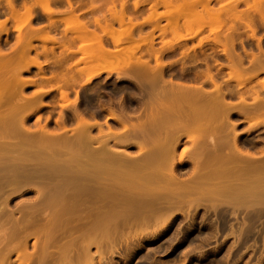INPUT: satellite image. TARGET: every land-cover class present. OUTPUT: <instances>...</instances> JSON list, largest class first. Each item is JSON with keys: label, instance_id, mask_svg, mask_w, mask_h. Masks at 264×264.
Here are the masks:
<instances>
[{"label": "rangeland", "instance_id": "374dc122", "mask_svg": "<svg viewBox=\"0 0 264 264\" xmlns=\"http://www.w3.org/2000/svg\"><path fill=\"white\" fill-rule=\"evenodd\" d=\"M7 1L8 0H0V22L4 21L5 19L8 20L6 22V29H8L6 30L7 31L6 35L2 34L0 36V50L4 53L0 55V58H1L0 63H3L1 66L4 65L6 67L7 64L10 63V65H8V68L6 69H9V68L11 69L12 62L19 60L18 57L20 58V55L18 56H15L16 54H13L14 56L11 55L13 52H15L14 51L16 47L15 45L17 44L16 41L18 39L16 30H13L14 23H16L17 30L18 31L20 30L23 34H24L23 31L25 29L29 30L32 27H34L32 29L37 30V34L35 33L36 31H34L33 36L31 38V44L34 46V48L36 46V48L34 50L31 49L30 53L26 54L28 56L24 55L25 58L24 57L23 58L27 60V62L24 60H22V62H19L20 65L22 63H25L26 65L27 63V66L30 63L31 67L29 66L28 68H26L25 65H23V67H19L21 68L19 70V68L15 66L17 70L20 71L19 75L17 74L18 71L16 72L12 70L13 74H16V77L17 75L18 76L22 75V77L24 78L23 80L25 81L24 82L22 80L24 82L23 86L22 84H21L22 87L20 86L21 80L19 79L21 76L17 77V79H14L15 75L14 77H12L13 76L12 72H11L12 76L9 75L10 73L8 74V76H11V78L10 77L7 78L8 77L7 76L6 77L7 80L4 79L5 82L2 81V78H4L6 75L5 76L2 75L4 76L2 78L0 76V257H3V254L5 252L8 253V257L5 259V261H3V264H18V261L16 259L17 255L24 256L25 253H27L28 257H30V260H28L25 264H39L37 262L39 259V251H40L39 249L44 243L45 238L44 236H42V233L41 234H39L38 232L36 233V231H34L33 229H35L38 224L43 225L44 223H49L50 219L55 215L56 207L54 206V204L48 202V199H50L51 196L45 193L46 187H43V186L46 183H47L46 185H51L52 183L56 182L57 177L59 179L60 176L62 175L58 173L59 171L67 174V171H69V168L73 167L72 168L73 171L74 170L78 171V173H75L78 176L80 171L84 172L85 174L88 173V171L86 172L83 169H87L90 165H92V162L91 164L89 163L90 161H94V162L97 161L95 163H96V166H98L99 160L102 158V156L103 157L105 156V158L108 157L106 159V162L110 161L109 162L110 164L113 161V159L112 158L110 159L109 157H113L115 159L116 158L122 159L123 162L127 158L129 160H134L135 157L137 156H138L137 158L140 157L139 147L137 144L143 143L144 145V142H142V138H141L143 134L140 132L136 134V132L132 133L131 131H127V130H124L123 132L122 124L118 122L117 120H115L114 118H111L110 116H108L109 112L124 119L125 121L124 125L126 124L129 125L130 122L135 123L137 122L136 120L145 121L146 120L145 118H147L148 116L145 117L146 111H144V106L147 103L149 104L152 102L160 103V100L163 99L160 105H162L163 103H168V102H169L168 104H170V102L172 103L170 99L171 98L170 95L172 96L177 92L187 91V90L190 93H192L191 91H198L197 89H199L200 91L199 94L200 95L204 94V96L202 97L203 98L205 97V98L194 100L193 101L194 106L192 104L191 105L186 104L188 101L183 100L181 104L183 103L184 107L176 106L177 109L175 107H170L168 110L172 111L173 112L172 114L179 115V117L182 115L180 117L182 119L201 118L200 115L203 114L201 111L204 112L209 107L207 103L210 102L212 99V98L209 99V97L215 94L213 85L208 80H206L204 76L205 75L204 73L206 72H209L213 76L214 83L216 82L217 85L219 86L221 85L220 87L222 88V91L224 93L223 101H221L224 103V104L221 103L222 108L223 107L224 108L222 112H220L222 116L219 114L217 116V120L214 121V124H213V121L210 123V124H213L212 126L210 125L211 127H209L212 130L208 128L209 130H211L209 132L210 134L209 133L207 134L206 131L201 133L198 130L188 131V132H186L187 130L186 131L180 130L181 132H179V134H182V135L180 137V145L176 149L175 156L178 157L182 153V151H185L187 156L185 154L186 160L184 161V163L177 164L175 167V170H177V173L175 172L177 174L176 178H178L176 180L178 181L181 180L185 183L194 182V180L191 181L192 179L191 176H194V174L191 173L192 165L190 161L187 160V158L189 157V153H191L190 150H192L190 149L191 145L188 142V139H187L188 137L193 136L194 138H197V140L199 139L198 141H200V143L197 141V144L198 143L201 145L206 144L207 146L202 145L204 147L206 146L205 150L203 149V147L199 148L200 151L204 150V154H206L212 147L211 145L214 144V141L218 142V140L216 141V139L218 138L219 133L220 135L227 134L228 136H232L231 135L233 134L231 133L232 131L229 132L227 127L228 126L232 127L231 125H234V124H235L234 125L235 129L233 132H236V134H238L237 135L238 136L237 137L238 147H240L241 150H243L244 152L246 151V153L248 154L250 153V155L253 156L252 159L246 158V160L251 161V162H259L263 160L262 158H264V156L261 155V152H262V149H264V70H263V67H264V23H262V21L260 20L257 14H256L257 16L256 15L252 16V19H253L252 27L254 29V32L251 33L250 30L247 29L242 23H239L238 21L233 20L232 17L225 18L224 15L220 16L216 13H206L205 14L206 16L204 15L200 16L196 9L197 7L200 8L199 4H204L205 2L199 3L195 9L191 6H188L189 8L186 6L185 8L184 7L185 4L183 5L184 7L183 8L181 6L183 3L181 2L182 3L181 4L179 2V5L177 6L179 8L176 11V8L174 10V7H173L174 5L170 4L168 0H164L165 3H163L162 0H123V2H125L124 4L123 3L120 4V0H112V1L109 0V2L111 3H109L108 1L105 2V0H45V1L40 0V2L39 0L38 1L37 0H13L15 9L19 10V12L22 11L21 12L22 15L25 16L27 14V16L28 15L33 16V18L27 17V19L29 18V21L31 22V25H32L31 27H29L27 23L30 24V22L27 21L26 19L27 22L25 24L27 26H25L24 19L26 17L21 16L20 14L18 15H20L21 18L18 19L17 17L19 16L17 15L16 18L14 19L16 21H13V19L10 20L11 17H9L10 12L7 9ZM68 1H70V4L68 3ZM166 1L168 2V4H166ZM170 1L171 3L174 1L173 2L174 4H177L176 2H178V1L175 2V0L173 1L170 0ZM235 1L238 3L236 6H235ZM238 1H241V2L239 3ZM242 1H245V0H223L222 3L211 0L209 3V6L212 8L214 7V9H217L221 6V4H224V5L231 4L229 9L232 10V6L233 8L236 7L235 8V10H237L236 14L237 13L246 14L243 11H247L248 7L246 6L247 4H249V1H252L253 6L254 4H256L257 6L261 5V7L264 10V5H263L264 3L262 4H260L261 2L254 3L259 0H255V1L246 0L247 1L246 5L244 4L245 2L243 3ZM26 2L29 8L31 7V5H33V7L30 8L31 13L30 11L28 12L32 15L28 13L23 14L24 12L22 9L23 8L22 4L23 3L25 4ZM252 4H251V7H252ZM90 5L92 7H90ZM120 5L121 6L124 5V8L126 9V11L124 8L122 9L124 20L126 19L125 21L126 24L123 25L124 27L118 25L117 23L119 11L122 12V10H120L122 8L120 7ZM134 5L136 6L138 5L137 9H135ZM165 5L166 6L169 5L170 8L172 7V10H171L172 13L171 12L168 13V10L170 9L167 10L166 8H169V7H165ZM42 6L46 9L43 10L44 8H42ZM48 6L52 9V11ZM71 6L73 8H69ZM108 8H110V10H108ZM150 9L152 10V12ZM47 10L51 11V13L54 11V13L52 14H50L49 12L51 18ZM238 10L239 11L241 10L242 13L241 12L239 13ZM43 11H45L46 13ZM73 11L74 12L76 11L75 14H73L74 13ZM113 14L114 15L118 14L117 18H115L116 15L114 17L116 19V22L115 20H113V18H111L113 17L111 16ZM171 14H173V16L179 15L178 17H174V18H179V17L180 18L173 20L172 18L173 16ZM74 15H77V16H74ZM180 15H182V17ZM169 16H172V17H169ZM183 17L187 18L186 22L187 21L191 22L192 25L189 22L185 23L184 21V25L189 24V27H191L192 30L188 28L187 29L183 28V27H186L183 25V23L181 26V22H183V20L185 19L184 18L182 20L181 18ZM52 18H54L55 21ZM103 18H104V21H101V19L103 20ZM218 18L221 20V22L224 18L223 21L225 25L222 24L221 27H224V26L225 27L220 29L222 31L220 30L217 31L218 30L217 22L219 20ZM51 19L54 22L49 23ZM78 19H80V22H83V23L87 22V23H84L86 24V26L82 25L83 23L81 24L78 23L77 22ZM92 19H97L99 22H101V25H103L107 21L108 23L109 22L111 23L112 27L111 25L108 27L107 26L108 23L106 25H103L106 27L104 31L106 30V32L108 33L110 32V34L113 33L112 34L114 35L113 37L117 35H119L117 36L118 38L121 37L122 43L119 45L120 49L122 48L121 50H119V47H116L118 49L113 47L115 45L111 43L112 41H109L110 37L105 36L108 33L103 31L105 33L104 35V33L101 32L102 30H100L101 28L99 29L97 28L100 26H97ZM180 19L182 21H180ZM128 20H131L130 23L127 22ZM176 20L178 22V25L180 23L178 28H177L178 25H176L177 22L175 23ZM22 21H23V25L21 23ZM91 21L96 26L94 24H91ZM150 21L152 22L157 21V23L159 24L155 22L157 25L154 26L155 24L154 23L153 27H156V28H153L151 25L152 23ZM88 24H89V27L87 26ZM127 24H130V26H128ZM20 26L22 29H20ZM231 26H232V29H231ZM197 27L198 29L200 27L201 30H198ZM130 28H131V31L129 30ZM170 28L173 30V33L172 31H170L171 30ZM194 28L197 30H194ZM47 29L50 30L48 31L51 33L50 34L51 36L54 35L52 38H55V41L51 40V41H47L46 43H44L47 45L46 49L48 50L46 51L48 52L51 46H54L53 48H51V50L53 49L54 52L50 50L51 54L48 52L45 54V50L42 51L43 49L41 48L42 43L38 40L40 36H43L41 32L47 31ZM127 30H129L130 33ZM163 30H164V33H162ZM193 31L197 33H193ZM43 33L45 34L44 35L45 37H50V36H46L48 33L47 34L45 32ZM127 34H130L129 35L130 38L126 37ZM34 35H36L35 36L36 40L33 38ZM178 35L181 36L179 37L181 39L176 41ZM56 37L60 39L61 41L60 42L58 40L56 41L57 39ZM97 37L99 38L98 41L89 43L91 39L92 40L94 39L95 41ZM62 38H63V41H62ZM100 38H101V41H100ZM130 39H133V40L129 41ZM143 39L153 40V48L151 50L158 52V61L163 64V78H164V81H166L165 88H168L166 89L167 93L170 92V95L169 94H168L169 96L167 95L169 97L168 99L160 98L159 100V98H156L155 92L158 91L159 96H160V94L162 95L161 92L166 91V90L163 91L164 89L162 90V88H160L159 86H156L157 88L155 87L156 88V91H155V88L150 87L151 86L150 83L146 81L143 82L141 80H137L135 76L124 75L123 77V75L121 74L122 72L123 74L124 72H126L125 71L126 70L125 66L127 64L126 61L130 60V65L127 66V70L131 68L130 66L134 63L133 60H135L134 57L141 56V59L147 60L151 66L155 65V58L153 57L152 54L148 53V51H151V50H148L146 45H142ZM216 39L226 46L229 45V42L227 40L233 39L232 52L235 56H239L241 58V63H242L241 68H243V71L241 72L238 81H228L227 82L228 76L226 73H228V71L226 70V66L229 65V60L222 53L221 44L213 43V40H216ZM82 40H83V44H81L82 45L81 49H79L78 52H76L75 50H77L80 47L79 43H81ZM102 40L104 41L103 46L107 49L103 53L102 51L100 52L99 44H98V42H102ZM200 40L202 43H200ZM58 42L59 43L65 42L64 46L66 45V42H68L69 46L70 44L73 43L71 48L70 47L69 48L71 50H74L75 52L73 51V53L75 54H72L71 50H70L71 52L66 51L69 49L63 50L67 52V55L65 57L68 59L66 60L63 57L65 53L62 52V50H60L62 47L59 48L60 46H63V44L61 43L58 45ZM123 45H125V47ZM135 46H138L139 49L136 48ZM93 47L96 48V52H95V48ZM16 52H18V50H16ZM82 53L85 54L86 56L83 55ZM93 53H94L93 55L94 59H91L90 56L92 57ZM250 54L253 55V57H255V59H253V62L251 61L252 56ZM9 55L15 58L17 57V58L14 60L13 57L9 58ZM35 55L37 57H35ZM87 55H90V56L87 57ZM83 56H85V58ZM31 57L32 58L35 57L33 59L34 60L33 63H31L32 61L30 59ZM60 57L62 58V60L65 59L67 61L65 62L66 64L64 63V61L61 62L59 60ZM126 57L128 58V60H126L127 59ZM79 58L82 60H80ZM87 58H90V60H88ZM20 59H22V57ZM55 59H57V61L59 60V63L56 62ZM95 59L97 60L93 61ZM257 59H259V61H256L257 63L258 62L260 63V64L258 63L259 66L263 64L262 68L258 67L256 62L254 63V60H257ZM1 60L4 62H2ZM78 60H80L81 62H79ZM35 61L36 63L38 62L40 63V64L38 63L39 70L37 68L38 65L37 67H35L36 66L34 64ZM76 61H78L79 64H77ZM131 61H133V63ZM255 64L257 65L256 67H255ZM65 66L68 69H66ZM0 68H1L0 70H2V67ZM76 68L78 71H81L80 75H82V73L85 76H87L86 74H89V75L91 74V77L89 75H88L89 77L87 78H85L84 75L80 77L77 73L78 71L75 70ZM23 69H26V70L28 69V70L22 71ZM110 69H111V73L108 72ZM3 72L0 71V74L1 73L3 74ZM66 72H68V75H70V77L73 75L72 78L77 77L78 83L73 84V81L72 80L70 81L69 77H67L68 75L66 76L67 74ZM75 72L77 73V75ZM94 73L95 75H93ZM253 74H255L256 76H253ZM250 76L253 77L251 80H249ZM44 77H45V80L49 78L50 82L49 81L45 82L43 79ZM60 78H64L65 82L67 81V83L70 82L69 85L66 83L67 84L66 86L67 88L65 87L66 89L63 88V90L67 92V100L66 102L64 101L65 104L67 103V105H65V108H64V105H62L64 103H62L63 100L61 101V96L59 95V91H56L57 89L45 91L44 94L38 93V95H35L37 93V90L40 91V89H42L41 87H43V91L47 89L48 87H50L51 85L52 87H54L56 84L55 81L58 82ZM8 79L10 80L11 84H7L9 82ZM84 79H87V80H84ZM43 82L45 83L43 84ZM3 83H4V86H3ZM237 84L238 85L240 84V86L237 87ZM188 86L190 87L193 86L194 89L192 87H191L192 89H189L190 87ZM12 87H14V89L16 90L23 88L21 89L22 93L19 92L20 90L17 93H15V90H13ZM169 87L173 88L172 93H171L172 90ZM10 89L14 91L12 97H11L12 93H10L12 91H10ZM168 90H171V91H168ZM164 95H166V92L165 94L163 93L162 96ZM38 97L41 98L43 107L39 108L35 112H30V110H26L29 108L25 107V104L31 101H35L36 99H38ZM213 99H212L213 101L219 100L218 98H213ZM74 101H75V104H74ZM13 102L14 103L16 102L19 108L23 107L25 110L24 109L21 110V108L19 110L16 105L15 107L17 108H15L13 105L14 104ZM226 103H227V107L228 108L230 107L229 108L230 115H228L229 122L227 121V119H224L227 117L225 113L226 114L228 113L227 111L228 109L226 108V105H225ZM149 104H147L148 108H149ZM204 104H205V108L208 106L207 109L203 107ZM201 107H203L205 110L204 109L202 110ZM164 109L165 108L163 109L160 108L159 111L160 110L163 111ZM145 110H147V108ZM16 111L17 112L22 111V112L16 114ZM23 111L24 113L26 112L25 113L26 115L24 114L26 118L22 116ZM195 112H198V115ZM209 112L205 113V116L203 114V117H207L206 115ZM78 115L83 116L86 120H89L90 123L93 122L95 124L94 125L92 123L93 127H91L92 126L91 125L89 127L90 130L88 128L89 132L88 134L85 135L86 137L85 139H82V140L80 139L81 141L78 140V143L82 142L84 144L83 145L81 143L82 147H79L80 143L78 144V147L77 145H75L77 142L73 144V141L75 140L74 139L73 141L71 140L73 147L68 145V149L70 148L69 150L67 149L65 145L63 146L66 148V152H64L63 149L65 150V148L61 146L62 147L61 149V147L53 143L55 145L53 146L52 144L53 148L56 147L57 150L58 149L61 150L60 151L61 153L58 151L59 154L57 153V155L52 156V154L56 153L57 150L53 149L49 145L46 144L45 148L46 146H49V150H51V152L50 151L49 152L50 153L53 152L51 155L48 151L45 150V148L43 150L44 145L42 147V145L38 144V147H37V146H34V144L36 143L32 142V144H30V142L28 141L30 144L29 145L28 143H25L27 142L25 138H24L25 141L22 140L23 135L26 136L28 140V137L30 136V135L28 136V134H30L31 132V131L29 132V130H34L33 133L36 134L37 132L35 131L36 128L39 125L42 126L43 124L47 125V128L50 133L55 132V133H60L61 135L63 132L64 134L66 133L69 136V138L72 137L71 139H73V137L76 138L77 136L76 134L79 133V130L76 127L77 125L76 123L78 121ZM191 115L193 116L191 117ZM219 119H222L221 120L222 124L224 123V127L223 129L221 128L222 129L221 132H218V128L215 127L216 124L219 126V123H220ZM62 126H65L67 131L65 132L62 131L61 130ZM26 128L28 129L26 130ZM208 129H207V132L209 131ZM149 130L147 127L145 131H148V132H145V133H150ZM213 130H215V132ZM100 131L102 134H100ZM21 132H24V133L21 134ZM25 132L27 134H25ZM55 133H53L54 134L52 135L53 137L59 136V134L57 135ZM215 133H217L218 135ZM139 134L141 136H139ZM63 135L60 136V138L64 137ZM52 136L50 137L52 138ZM68 136L66 138H68ZM207 136H210L211 138ZM55 137L54 139H56ZM210 139H212V141ZM51 141L53 142V139ZM207 142L208 143L213 142V144L211 143L209 146ZM146 143L148 144V142L145 141V144ZM147 144L145 146H147ZM39 145L41 147H39ZM145 146H143V148H146ZM73 148L74 149L77 148L76 150L79 151L78 155L76 156L78 158V159L76 158L78 162L74 161L76 160L75 157H73L74 160L71 161L70 155L73 156L72 154L74 153L73 151L71 152L70 150H74ZM223 149L224 150L227 149V152L226 151L224 152V150H222L224 153L226 154L231 153V149L229 148V146L227 147L225 146ZM67 150L70 151V153L72 154H68ZM100 151L101 152L104 151V152L101 153ZM34 152L36 154L38 152V155H35ZM29 153H31V155H33L34 153V156H31ZM95 153H98V154L95 156ZM89 154L91 156H95L96 158L94 157L92 159V157H90ZM12 155L14 156L12 157ZM29 155L31 157H29ZM98 155L101 158H97ZM206 158L207 156H205V158L202 157L200 162L203 161L202 163L204 164V162L208 160ZM116 161L118 160H115L113 162L116 163ZM71 163H75V165L73 166V164ZM101 163L102 161L100 162L99 166L101 165ZM109 163H105V164L103 163V164L107 167L108 171L111 172L112 171L111 169L115 170V171L114 170L112 171L111 175L114 173L115 174L117 173L118 176L119 175L121 176V171H119L120 170L119 164L121 166L122 163L116 164L118 165V167L112 166V165L109 166L108 165ZM63 164H64V166L62 167L63 169L66 170V167H67L66 172L63 171L61 168ZM67 165H69V167ZM190 165H191V168H190ZM205 165H207L206 167H209V169L210 167H212V165L208 163H205ZM56 166L58 167V169H56L57 168ZM94 166L95 165H93L92 167ZM74 167L76 169H74ZM16 169H17V174H15L16 172L13 173L14 171H16ZM26 169L28 170L30 169L31 171L30 170L28 171ZM164 169H166V171L168 172V168H164ZM206 169H204V171H208ZM18 170L20 171L21 174L18 172ZM56 170L57 171L59 170V171L57 172ZM25 173L28 175L30 180H22L24 178V175H26ZM69 173L70 172H68V174ZM72 173L73 172L70 173L72 176L68 174L65 176L64 174L62 175L63 178L66 177L65 181L69 180V181L74 182V187H72L73 186V182H72L71 184L72 186L69 187V190L74 191L75 187H76L75 190L81 189L83 184L85 185V187L87 186V188H85V190H83L81 194L78 195L79 200L76 203H75V199H73L72 197L71 203L72 204L75 203L73 204V206L77 208L79 207L77 209L79 211V214H84V213L88 214V216L86 215V218H88L87 220H89L90 222L92 220V216H95V213L97 211H99L100 213V210L102 212L107 208L106 207L104 210L100 208L102 207L103 202H105V198L103 199V197L106 196L107 197L106 201H108L111 198L110 196L113 194L114 191L115 193L116 192L119 193V191L126 192V190L125 191L123 190L127 189L126 186L128 184H125L126 186L123 185L122 187L121 185L125 181L132 179V178H129L128 175H127L128 178L127 176L124 178V177H117L114 174V176H112V179L114 182H115V177L118 179V181L116 180L117 183L123 182L121 183L120 186L117 185L116 183H115L116 186H114V183L111 181L112 180L111 178H110V181H111L110 183H109V180H107L109 179L108 177L111 176L109 175L107 178H105L106 181L103 180V182L105 181V183L109 184V185L107 184L108 185L107 187L106 184L103 186L101 185L103 182L99 184L98 182L99 180L95 181L96 179L93 178L91 176L92 174L90 173H89L90 174L89 177H88V174L87 175H83L84 173H82L81 175L79 174L80 176L78 177L80 179L77 177V182H76V178H74L76 176H74L75 174H72ZM122 175L124 176L125 174H122ZM62 176H61V180H63ZM67 177L68 178L70 177V178L68 179ZM81 177H83L84 179L85 177L87 178L85 180L82 178L81 180ZM87 179L88 181H86ZM90 179H92V181ZM14 181H17L19 184L17 185L13 184ZM133 181H136V180L133 179ZM211 181L213 182V180ZM129 182H130L129 184L134 183L132 182V180ZM138 182H136V184ZM76 183L78 184V187L80 188L77 187ZM92 184H95V186L96 185H99V186L94 187V185ZM41 187L44 188V192L42 193L36 192V188H41ZM106 188L108 190H106ZM112 188L115 189L113 192L110 190ZM101 189L104 195L102 196V199H101V200H104L101 203L102 205H100V197H101L100 194L102 195V193L99 191ZM121 189L123 190L121 191ZM99 192L100 194H98ZM109 194L111 195L109 196ZM195 196L190 195V197H193V198ZM55 199L59 200L56 202L57 207H60L61 204L64 205L63 204L64 202L65 204L70 203L69 202L70 196H67V197L60 196V197H55ZM98 199H99L98 202H99L100 207L95 206L96 201ZM67 200L69 201L67 202ZM43 201L44 203L46 202L47 204H44ZM210 201L211 200L206 201V199H203V201L201 200V203L199 202L198 204L200 205L199 207L192 205L191 206L192 208H191L190 206L188 207V205L185 203L181 205V207L180 206L179 208L177 207V209L174 208L172 213L174 212L175 214L173 213L174 216L172 217L171 221L167 223L168 225L156 223L157 226H155L154 228L157 227L156 228L157 230L155 229V231L157 232L152 231L154 228H153V225L152 226L150 225V227H148V231L142 234V237H141L142 239L141 238L136 239V240H140L139 245L136 244L137 243L136 240L135 242L133 240L134 243L131 241L125 242L123 240H119L117 238L119 236L117 237L114 236L113 245H115V249L112 254H109L108 251L105 249V247L107 245L109 246V244L106 243V241L102 242L101 246L103 247L104 252L102 254V257L100 258L101 259L100 261H98V258H99L97 257L98 255L95 256L96 254L95 250L98 249L97 247L94 248V246L98 244L96 242V244H92L93 246L91 245L89 258L93 259L94 264H264V210L260 212L258 209V206L257 207L254 206L252 208L249 207L247 209L245 207L244 209L243 205L239 206L238 209H236L237 208L236 206L235 208L236 210L232 209L230 206H225V205L220 206L217 209H214V208H211L210 205L212 204V202ZM106 203H104L105 204L104 206H106ZM50 205L52 206L50 207ZM94 207L96 210L93 209ZM92 209H93V212H91ZM105 212H107V210ZM71 220H70V224L67 223L68 226L65 225L66 227L65 229H67V233L65 231L61 233L62 229L61 231L58 228H56V230L54 229L55 231H58V232H55V233H58L57 234L58 237L53 236L52 242L50 241L51 244L50 243L48 244V248H51L49 249V252L51 253L53 252L54 254H56V255H53V253L52 254L50 253V258L52 256L51 259L57 258L59 254L58 249L60 248V246L61 247L62 245L64 246L70 240L71 236L78 237L80 234L84 233L85 230H88L87 227L89 226L86 227V225L87 224L89 225V222L88 223L86 222L87 224L84 225V227L86 228L84 229L82 222L76 221L77 227L81 226L80 227L81 229L74 230L73 226L76 227L75 222H74L75 219H73L72 221ZM158 226L160 227L158 228ZM68 227H70V229ZM71 227H72V230H71ZM13 229H16L18 233L16 232L17 234L12 235ZM65 229L63 228V230ZM159 229L161 231L163 229V231L161 232ZM29 230H32L33 232H30ZM19 232L21 234H19ZM24 232H27V234H23ZM74 232H77V233H74ZM132 232L133 231H131L128 234L129 235L128 237L132 236L131 234L134 233ZM137 232L138 231H136L135 234ZM152 232L155 233L154 234L155 237H152L154 236L152 235ZM28 233L30 234V236L26 238L25 235H28ZM127 233L128 232L126 230H123V235L126 236ZM68 234L71 236H69ZM145 234H146V237H145ZM11 235L13 237H11ZM79 239H78V243H79ZM115 239H117V241H115ZM25 243H26V247H24ZM8 246H10V248H8ZM58 246L59 248L57 249ZM8 249L9 251H6ZM91 253H93V255ZM50 258L48 257V261L50 260ZM83 264H87V263H83Z\"/></svg>", "mask_w": 264, "mask_h": 264}, {"label": "bare ground", "instance_id": "6f19581e", "mask_svg": "<svg viewBox=\"0 0 264 264\" xmlns=\"http://www.w3.org/2000/svg\"><path fill=\"white\" fill-rule=\"evenodd\" d=\"M38 1V0H37ZM42 1V0H41ZM43 1H45V0H43ZM109 2V0H105V2ZM112 1V0H111ZM169 1V3L170 4H172V5H174L173 7H174V10H175V8H176V11H177V9L179 8V7H177L178 5H179V2L182 4L181 6L183 7V5L185 4V8H186V6L188 7V6H191V7H193L194 9L196 8V6H198V4L199 3H204V4H199L200 5V8H198L197 7V11H198V13H199V15L201 16V15H204V16H206L205 14L206 13H216V14H218V15H220V16H222V15H224V17L225 18H231L232 17V19L233 20H236V21H238L239 23H242L247 29H249L250 30V32L251 33H253L254 32V29H253V27H252V16L254 15H258L259 16V18H260V20L262 21V23H264V10H263V8L261 7V5H256V4H254V6H253V4H252V1H249V0H247V1H249V4L251 3L252 4V7H251V4L249 5V4H247L246 2V0L245 1H242L245 5L247 4V6L246 7H248L247 8V11H243L244 13H246V14H243L242 12H241V10L239 11V13L241 12L242 14H236V12H237V10H235V8L236 7H234L233 8V6H232V10L231 9H229V7H230V5H224V4H221V6L219 7V8H217V9H214V7L212 8V7H210L209 6V3H210V1L211 0H181V1H179V0H175V2L176 1H178V2H176L177 4H174L173 2L171 3V1L170 0H168ZM203 1V2H202ZM215 2H221L222 3V1L223 0H214ZM255 1V0H254ZM5 2V1H4ZM39 2H40V0H39ZM91 2H93V1H91ZM162 2L163 3H165V1L164 0H162ZM239 3L241 2V1H238ZM257 2H261L260 4H262V3H264L263 2V0L261 1V0H259V1H256V2H254V3H257ZM68 3L70 4V1H68ZM109 3H111V2H109ZM113 3V2H112ZM124 4L125 2H123V0H122V2H121V0H120V4ZM26 5H27V2L25 3ZM24 3L22 4V6H23V14H25V13H28L29 11H30V13H31V7H33V5H31V7L29 8V6L27 7L26 5H25ZM93 4V3H92ZM166 4H168V2L166 1ZM218 4V3H217ZM238 3L235 1V6L237 5ZM30 5V4H29ZM113 5V4H112ZM176 5V6H175ZM264 5V4H263ZM262 5V6H263ZM6 6V5H5ZM46 6H47V4H46ZM70 6V5H69ZM111 6V5H110ZM138 6V5H137ZM137 6L136 5H134V7H135V9H137ZM260 6V7H259ZM49 7V6H48ZM90 7H92L91 5H90ZM120 7H122L120 10H122L123 8H124V5H120ZM165 7H169V8H166L167 10L168 9H170V10H168V13L169 12H171V10H172V7L170 8V6L168 5V6H166L165 5ZM183 7V8H184ZM226 9H225V8ZM228 7V8H227ZM42 8H44L43 6H42ZM50 8V7H49ZM49 8H47V9H49ZM69 8H73L72 6L71 7H69ZM189 8V7H188ZM7 9L9 10V17H11V19L10 20H12L13 19V21H16V20H14L15 18H16V16L18 15V14H20L21 16H24V15H22L21 14V12L22 11H20L19 12V10H17V9H15V5H14V2H13V0H8L7 1ZM46 8H44L43 10H45ZM51 9V8H50ZM125 9V8H124ZM262 9V10H261ZM54 10V9H53ZM72 10V9H71ZM75 10V9H74ZM94 10V9H93ZM108 10H110V8H108ZM151 10V9H150ZM186 10V9H185ZM200 10H202V11H200ZM227 10V11H226ZM231 12H229V11ZM51 11H52V9H51ZM51 11H48L47 10V12H48V14H49V12H50V14H52V13H54V11L51 13ZM70 11V10H69ZM125 11H126V9H125ZM184 11V10H183ZM182 11V12H183ZM195 11V10H194ZM234 13H233V12ZM43 12H45V11H43ZM74 12V11H73ZM76 12V11H75ZM75 12L73 13V14H75ZM121 11H119V16H118V14L116 15V17H115V15L113 14V15H111V16H113V17H111V18H113V20H115V22H116V19L115 18H117V16H118V25H120V26H123V25H125L126 23H125V21H126V19L124 20V15H123V10H122V14L120 13ZM151 12H152V10H151ZM186 12V11H185ZM184 12V13H185ZM202 12V13H201ZM228 12H229V14H228ZM30 13H28V14H30ZM46 13V12H45ZM55 13H56V11H55ZM70 13H72V12H70ZM172 13V12H171ZM50 14H49V16H50ZM110 14V13H109ZM121 14V15H120ZM182 14V13H181ZM20 15H18L19 17H17L18 19L19 18H21V16ZM30 15H32V14H30ZM34 15V14H33ZM45 15H47V14H45ZM170 15V14H169ZM172 16H173V14H171ZM226 15H227V17H226ZM230 15H232V16H230ZM244 15V16H243ZM256 15V16H257ZM74 16H77V15H74ZM172 16H169V17H172ZM179 16V15H178ZM178 16H173L172 18H173V20L174 19H179V18H174V17H178ZM181 17H182V15H180ZM24 17H26L25 19H24V24L27 22V21H29V18L27 19V17H31V18H33V16H27V14L24 16ZM97 17V16H96ZM115 17V18H114ZM127 17V16H126ZM199 17V16H198ZM244 17V18H243ZM47 18H49V17H47ZM50 18H51V16H50ZM159 18V17H158ZM185 18V19H184ZM26 19H27V21H26ZM54 21H55V19L54 18H52ZM52 19H51V21H49V23L50 22H54V21H52ZM99 19H100V17H99ZM182 20H183V22H181V26H182V23H183V25H184V21H185V23H187V22H189V21H187L186 22V17H183V18H181ZM180 19V21H182ZM219 19V18H218ZM221 19H222V17H221ZM31 20V19H30ZM50 20V19H49ZM93 21H94V23L97 25V26H100V27H97L98 29L99 28H101L100 30H102L101 32L102 33H104V32H106V30L104 31V29H106V27L105 26H103V25H106L107 23H108V21L107 22H105L103 25H101V22H99L97 19H92ZM157 20V19H156ZM171 20V19H170ZM172 20V21H173ZM189 20V19H188ZM223 20H224V18H223ZM222 20V22H221V20L219 19L218 20V30L217 31H219L221 28H224V27H221V25L223 24V25H225V23H224V21ZM8 20H4V21H1L0 22V36L2 35V34H5L6 35V33H7V31L6 30H8V29H6V22H7ZM12 21V22H13ZM101 21H104V18H103V20L101 19ZM105 21H106V19H105ZM130 21L131 20H128L127 22H129L130 23ZM152 21H154V20H152ZM152 21H150L152 24V27H153V24L156 22L157 23V21H155V22H152ZM30 22V21H29ZM77 22L78 23H83V22H80V19H78L77 20ZM149 22V23H150ZM177 22V20L175 21V23ZM14 23V22H13ZM22 23V25H23V21L21 22ZM77 23V24H78ZM84 23H87V22H84ZM82 24V25H85L86 26V24ZM94 23H92V21H91V24H94ZM110 23V22H109ZM108 23V24H109ZM154 24V26H156L157 24H159V23H157V24ZM173 23V22H172ZM190 24H191V22H189ZM219 23H220V25H219ZM79 24V25H80ZM94 24V25H95ZM107 24V26L109 27L110 25H111V23L108 25ZM167 24H168V22H167ZM170 24V23H169ZM27 25L29 26V27H31L32 25H31V22H30V24L29 23H27ZM26 24H25V26H27ZM95 25V26H96ZM128 26H130V24H127ZM176 25H178V22H177V24ZM179 25H180V23H179ZM179 25L177 26V28L179 27ZM192 25V24H191ZM88 27H89V24L87 25ZM184 26H186V27H183V28H188V29H190V30H192L191 29V27H189V24H185ZM15 27V28H14ZM14 27H13V30H16V32H17V44L15 45L16 47H17V49H16V47H15V52H16V50H18V52H13L11 55H13V54H16L15 56H18V55H20V58L22 57V59H20L19 57H18V59L19 60H17L18 61V63H17V61H14V62H12V65H13V63H14V65L12 66L11 65V69L9 68V69H6V68H8V65H10V63L9 64H7V66L5 67L4 65L3 66H1L3 63H0V67H2V70H0L1 72H3V74L1 73L0 74V76H1V78L2 77H4L5 75V77L4 78H2V81H4V79H6V77L8 76V74L9 75H11V72H12V70H14V71H18L17 72V74L19 75V70L21 69V68H19V67H23V65H25V63H22L21 65H20V63L19 62H22V60H24V61H26L27 62V60H25L24 58V55L25 56H28V55H26L27 53H30V51H31V49L32 50H34L35 48H36V46H35V48H34V46L31 44V38H32V36H33V33H34V31H36L35 33L37 34V30H35V29H32V28H34V27H32L31 29H29V30H27V29H25L23 32H24V34L19 30H17V26H16V23H14ZM80 27V26H79ZM103 27H105V28H103ZM111 27H112V25H111ZM124 27V26H123ZM157 27H159V26H157ZM86 28V27H85ZM129 28V27H128ZM133 28V27H132ZM153 28H156V27H153ZM20 29H22L21 28V26H20ZM87 29V28H86ZM109 29H111V28H109ZM171 29V28H170ZM197 29H198V27H197ZM197 29H195L194 28V30H197ZM231 29H232V26H231ZM49 29H47V31H48ZM108 30V29H107ZM130 31H131V28L129 29ZM129 30H127V31H129ZM198 30H201V28L199 27V29ZM211 30H212V28H211ZM47 31H43V32H47ZM50 31V30H49ZM47 32L46 34V36H50V37H45L44 35V33L43 32H41L42 34H43V36H37V37H39L38 38V40L42 43V46H41V48H43L42 49V51L43 50H45V54L48 52V51H46V50H48V49H46V47H47V45L46 44H44V43H46L47 41H51V40H54L55 41V38H52L54 35H50L51 33L50 32ZM104 31V32H103ZM126 31V30H125ZM130 31H129V33H130ZM170 31H172V33H173V30L171 29ZM220 31H222V30H220ZM234 31V30H233ZM21 34H20V33ZM106 33H108V32H106ZM128 33V32H127ZM162 33H164V30L162 31ZM193 33H197V32H194L193 31ZM113 34V33H112ZM112 34H110V32L107 34V35H105V33H104V35L106 36V37H110L109 39V41H112L111 43L112 44H114L115 46H113V47H119V50H121L120 49V44L122 43L121 42V37L120 38H118L117 36H119V35H117V36H115V37H113L114 35H112ZM175 34V33H174ZM103 35V36H104ZM110 35V36H109ZM129 35L130 34H127L126 35V37H129ZM36 35H34V39L36 38L35 37ZM77 37V36H76ZM75 37V38H76ZM117 37V38H116ZM177 37V36H176ZM175 37V38H176ZM179 37H181V36H179L178 35V37H177V39H176V41H178L179 39H181V38H179ZM57 38V37H56ZM73 38H74V36H73ZM130 38V37H129ZM131 38H133V37H131ZM184 38V37H183ZM98 37L95 39V41H94V39L92 40H90V42L89 43H92V42H96V41H98ZM33 40V39H32ZM36 40V39H35ZM61 41L60 39H56V41ZM133 39H130L129 41H132ZM62 41H63V38H62ZM78 41H79V39H78ZM100 41H101V38H100ZM228 42H229V45L228 46H226V45H224V44H222L219 40H213V43H215V44H221V48H222V53L228 58V60H229V65H227L226 66V70L228 71V73H226L227 74V76H228V79H227V82L228 81H238L239 80V76H240V74H241V72L243 71V68H241L242 67V63H241V58L239 57V56H235L234 54H233V52H232V42H233V39H229V40H227ZM58 42V45L59 44H61V43H59ZM103 40H102V42H98V44H99V50H100V52L102 51V53L105 51V50H107L104 46H103ZM177 43V42H176ZM200 43H202L201 42V40H200ZM63 44V46H64V44H65V42L64 43H62ZM67 44H68V42H66V45L63 47V46H60L59 48H61L60 50H62V52H64L65 54L63 55V57L67 60L68 58H66L65 56L67 55V52H69L71 49V46H72V44H70V46H69V44H68V46H67ZM80 44V47L77 49V50H75L76 52H78V50L79 49H81V44H83V40L81 41V43H79ZM85 44V43H84ZM88 44V43H87ZM124 44H126V43H124ZM142 45H146L147 46V49L148 50H151L152 48H153V40L152 39H150V40H144L143 39V41H142ZM124 47H125V45H123ZM123 46H121V47H123ZM54 46H51V48H53ZM58 47V46H57ZM70 47V48H69ZM86 47V46H85ZM136 48H138L139 49V47L138 46H135ZM141 47V46H140ZM51 48L49 49V52L48 53H50V50H51ZM93 48H95V47H93ZM127 48V47H126ZM66 49H69V50H66ZM116 49H118V48H116ZM115 49V50H116ZM63 50H66L67 52H65V51H63ZM51 51H53V49L51 50ZM72 51V54H75V53H73V51L74 50H71ZM70 51V52H71ZM74 51V52H75ZM92 51H94V50H92ZM109 51V50H108ZM54 52V51H53ZM95 52H96V48H95ZM97 52H99V51H97ZM134 53V52H133ZM148 53H150V54H152L153 55V57L155 58V65L154 66H151L150 64H149V62L147 61V60H142L141 59V56H138V57H134L135 58V60H133L134 61V63H133V61H131L133 64L130 66L131 68H129L128 70H127V66L128 65H130V60H128V58L126 59V60H128V61H126L127 62V64H126V72H124V74H123V72L121 73L122 75H123V77H124V75H128V76H135V78L137 79V80H141V81H146V82H148V83H150L151 84V86L150 87H152V88H155L156 86H159L160 88H162V90L163 91H165L166 89H168V88H165V84H166V81H164V78H163V64L162 63H160L159 61H158V52H156V51H153V50H151V51H148ZM1 54H4L1 50H0V55ZM51 54V53H50ZM53 54V53H52ZM70 54V53H69ZM83 54V53H82ZM81 54V55H82ZM97 54V53H96ZM101 54V53H100ZM11 55H9V58L10 57H13V56H11ZM36 55H38V54H36ZM35 55V57H37ZM83 55H85V54H83ZM93 55H94V53L92 54V57L90 56V55H87V57L88 56H90V58L91 59H94L93 58ZM106 55V54H105ZM251 55V54H250ZM86 56V55H85ZM85 56H83L84 58H85ZM252 56V59H251V61L253 62V59H255V57H253V55H251ZM24 57V58H23ZM29 57H30V55H29ZM35 57H31L30 59L32 60H30L31 61V63H33V59L35 58ZM104 57V56H103ZM258 57V56H257ZM256 57V58H257ZM14 58V60L17 58H15V57H13ZM81 58V57H80ZM79 58V59H80ZM83 58V59H84ZM90 58H87L88 60H90ZM1 59V58H0ZM38 59V58H37ZM62 60V58L60 57L59 58V60L61 61V62H63L64 61V63L65 62H67L66 60ZM130 59H131V57H130ZM4 60V59H3ZM56 60V62H58L59 63V60L57 61V59H55ZM54 60V61H55ZM80 60H82V59H80ZM80 60H78L79 62H81ZM97 59H95V60H93V61H96ZM99 60H100V58H99ZM2 61V60H1ZM78 61H76L77 62V64H79L78 63ZM256 61H259V59H257V60H254V63L256 62ZM2 62H4V61H2ZM75 62V63H76ZM125 62V63H126ZM251 62V63H252ZM17 63V64H16ZM39 63V62H38ZM38 63H36V61L34 62V64L36 65L35 67H37V65H38ZM129 63V64H128ZM257 63V62H256ZM259 63V62H258ZM257 63V65H258V67H261L262 68V65H260L259 66V64ZM20 66H19V65ZM33 64V65H34ZM40 64V63H39ZM66 64V63H65ZM6 65V64H5ZM256 64H255V67L257 66ZM19 68V70H17V68ZM31 67V65H30V63L28 64V66H27V63H26V65H25V67L26 68H28V67ZM254 66V65H253ZM5 67V68H4ZM10 67V66H9ZM255 67H253V68H255ZM14 68V69H13ZM16 68V69H15ZM38 70H39V65H38ZM65 68L66 69H68L66 66H65ZM1 69V68H0ZM5 69H6V71H5ZM8 70V71H7ZM10 70V71H9ZM24 70H26V69H23L22 71H24ZM28 70V69H27ZM26 70V71H27ZM75 70H77V68L75 69ZM81 70V69H80ZM84 70V69H83ZM107 70V69H106ZM263 70H264V67H263ZM78 71V70H77ZM8 72V73H7ZM15 72V73H16ZM41 72V71H40ZM109 73H111V69L108 71ZM67 73V74H66ZM65 74H66V76L68 75V72H66ZM76 73V72H75ZM78 73V75L81 77L82 75H84L83 73H82V75H80V73H81V71H78L77 72ZM77 73H76V75H77ZM98 73V72H97ZM12 74H13V72H12ZM64 74V73H63ZM119 74V73H118ZM205 75V78H206V80H208L212 85H213V89H214V92H215V94L214 95H212L211 97H209V99L210 98H218L219 100L218 101H213L212 99H211V101L210 102H208L207 103V105L210 107V109H209V107H208V109H207V107L205 108V104H204V108L205 109H207V110H205L203 107H201L202 108V110L204 109L205 111H207V112H209L208 114H210V113H212V114H210V115H206L207 117H203V114H204V116H205V113H207V112H203V111H201L203 114L202 115H200L201 116V118H197V119H182V118H180L179 117V115H175V114H172L173 112L172 111H169L168 109L170 108V107H175L176 108V106L177 107H184V104L182 103L181 104V102L183 101V100H187L188 102L186 103V104H189V105H193L194 104V100H198V99H204L202 96H204V94L203 95H200L199 93H200V91H199V89H197L198 91H191L192 93H190L188 90L187 91H180V92H177V93H175L174 95H170V92H168L167 93V90L165 91L166 92V95H164V96H162L163 95V93L165 94V92H161L162 93V95L160 94V96H159V92L157 93V92H155L156 93V98H159V100H160V98H165V99H168L169 97V95H170V99H171V101H172V103L170 102V104H168V103H163L162 105H160L161 104V101H163V99H161L160 100V103H154V102H152V103H147V104H149V108H148V106H147V104L144 106V111H146V113H147V115H146V113H145V117L146 116H148L147 118H145L144 120L145 121H143V120H136L137 122H135V123H129V125L128 124H126V125H124L125 123V121H124V119H122V118H120L119 116H116V115H114L113 113H111V112H109L108 113V116H110L111 118H114L115 120H117L118 122H120L121 124H122V127H123V132H124V130H127V131H131L132 133L134 132H136V134L138 133V132H140V133H142L143 134V136H141L140 134H139V136H141V138H142V142H144V145H143V143H140V144H137L138 145V147H139V154H140V157L139 158H137V157H135V159L134 160H129L128 158L127 159H125V161L123 162V160L122 159H115V158H113V157H109L110 159L112 158L113 159V161H115V160H118V161H116V163L115 162H113V164H112V162H111V164L107 161L106 162V159L108 158H105V156L103 157L102 156V158L101 157H99V155L97 156V158H101L100 160L102 161V163H101V165L99 166V164H100V160H99V164H98V166H96V163L95 162H97V161H90L89 163L91 164V162H92V165H90L89 167H91V168H89L87 165V167L89 168H87V169H83L84 171H88V173H84V172H79V174L81 175L82 173H84L83 175H87L88 174V177H89V175L90 174H92L91 176L93 177V178H95L96 180L95 181H98L99 182V184H101V182H103V180H105V178H107L109 175H111V173H112V171L114 170V169H111L112 171L110 172V171H108V169H107V167L104 165L105 163H109L108 165L110 166V165H112V166H116V167H118V165H116V164H118V163H122L121 164V166H120V164H119V171H121V176L119 175L118 176V174L116 173H114L115 174V176H117V177H126L127 175L129 176V178H132V179H130V180H127L128 181V183H127V181H125L124 183L123 182H120V183H117V181H118V179L115 177V182L113 181V179H112V176H114V174H112L111 176H109L108 178L109 179H107V180H109V183L112 181L113 183H114V186H116V184L117 185H121V183H123L122 185H121V187L123 186V185H125V184H128L126 187H127V189H121V191L123 190V191H125L126 190V192H120L119 191V189H118V191H119V193L118 192H116L115 193V189H110L112 192H113V196L111 195V194H109V196L111 197L108 201H106V199H107V197L105 196V197H103V199L105 198V202H103L104 200H101L102 199V196H104L103 195V193H102V189L101 190H99L101 193H102V195L100 194V192L98 193V194H100V205H102L101 203L103 202V205H102V207L105 205L104 203H106V206H104L103 208L102 207H100V205H99V199L96 201V204H97V202H98V204L96 205L95 204V206L97 207V206H99L101 209H105L106 207V209L104 210V211H102L101 212V210H100V213H99V211H95L96 213H95V216H92V220H91V222L89 221V220H87L88 218H86V215L88 216V214H79V211L77 210L78 208L77 207H75V206H73V204H75L78 200H79V197H78V195L79 194H81V192L83 191V190H85V188H87V186L85 187V185L83 184V186L81 187V189H77V190H75L76 189V187L74 188V191H70L69 190V187L70 186H72L71 184H72V182L73 181H69L68 179L70 178H68L67 180L68 181H65V178L66 177H64L63 178V174H64V176L65 175H67L68 174V172H73L72 174H75V173H78V171H76V170H74L73 171V167L72 168H69V171H67V174L66 173H63V172H60L59 170V174H62L61 176H62V178H63V180H61V176H60V180L58 179V177H57V179H58V181H57V179H56V182H54V183H52L51 185H46V184H44V186L43 187H46L45 189H46V192L45 193H47V194H49L50 196H51V198L50 199H48V202H50V203H52V204H54V206L56 207L55 208V215L54 214H52V215H54L51 219H50V217H49V219H50V221L49 220H47V221H49V223H42L43 225H37L36 226V228L35 229H33L34 231H36V233L38 232L39 234H41L42 233V236H44V243L42 244V246L40 247V251H39V259H38V263L39 264H83V263H87V264H94V262H93V259L91 258H89V254H90V248H91V245L92 244H96V242L98 243L96 246H94V248H98V249H96L95 250V256L96 255H98L97 257H99L98 258V261H100L101 259V257H102V254H103V252H104V250H103V247L101 246V243L102 242H104V241H106V243H108L109 244V246L107 247H105V249L108 251V253L109 254H112L113 253V251H114V249H115V245H113V241H114V236L115 237H117V236H119V237H117L119 240H123V241H125V242H133V240H134V242H135V240L136 239H140L141 237H142V234H144V233H146L147 231H148V227H150V225L152 226L153 225V228L155 227V226H157L156 225V223L157 224H163V225H168L167 223H169L170 221H171V219H172V217L174 216V214L172 213V211L174 210V208L175 209H177V207L179 208V206L181 207V205H183V204H187L188 205V207L190 206H192V205H194V206H200V205H198L199 204V202L201 203V200L203 201V199H206V201L207 200H211L210 202H212V204L210 205L211 206V208H214V209H217L218 207H220V206H223V205H225V206H230L232 209H235L236 208V206H237V208L236 209H238V207L239 206H242L243 205V208L245 209V207H246V209L247 208H249V207H257L258 206V209H259V211L260 212H262L263 210H264V158H262L263 160H261V161H259V162H251V161H247L246 160V158H249V159H252L253 158V156H251L250 155V153L248 154V153H246V151L244 152L243 150H241V148L240 147H238V145H237V135L238 134H236V132H233L234 131V129H235V124L234 125H231L232 127H233V129H232V127H227L228 128V131L230 132V131H232L231 133H233V134H231L232 136H228L227 134L226 135H220V133H219V136H218V138L216 139V141L218 140V142H215L214 141V144H213V142H211L213 145H211L212 147L210 148V150L206 153V151H205V153L206 154H204V150L206 149V144H202V145H206L205 147L204 146H202L201 144H199L200 143V141H198L197 140V138H194L193 136L192 137H188L187 139H188V142H189V144L191 145H189L190 146V149H192V150H190L191 151V153H189V157L187 158V160L188 161H190V163H191V165H192V168H191V165H190V168H191V173L192 174H194V176H191L192 177V179H191V181L192 180H194V182H192V183H185V182H183V181H181V180H176V179H178V178H176V173H177V170H175V167H176V165L177 164H182V163H184V161L186 160L185 159V157L187 156V154L185 153V151H182V153L178 156V157H176L175 156V152H176V149L179 147V145H180V137H181V135L182 134H179V132H181V131H183V130H187L186 132H188V131H199V132H204V131H206V133L208 134L212 129L211 128H209V127H211L213 124H214V121H216L217 120V116L220 114V112H222V110H223V108H222V104L221 103H223V102H221V101H223V98H224V93H223V91H222V88L219 86V85H217V83L215 82L214 83V79H213V76L209 73V72H206V73H204ZM2 75H4V76H2ZM14 75H15V77H16V74H13V76L12 77H14ZM17 75V77H22V75H20V76H18ZM62 75V74H61ZM61 75H59V76H61ZM75 75V76H76ZM87 76H85V78H87V77H91V74L89 75V74H86ZM89 75V76H88ZM93 75H95V73L93 74ZM92 75V76H93ZM11 76H8L7 78H11ZM73 76V75H72ZM72 76L70 77V75H68L67 77H69V80L71 81H73V84H75V83H78L77 82V77H73L72 78ZM252 76V75H251ZM250 76V77H251ZM253 76H256L255 74H253ZM14 77V79H17V77L15 78ZM21 77H20V79L19 80H21V83H20V86H21V84H22V86H23V83L25 82L23 79V77H22V79H21ZM65 77V76H64ZM95 77V76H94ZM121 77V76H120ZM249 77V80H251L253 77H251L250 78ZM42 78V77H41ZM93 78V77H92ZM44 79V81L46 82V81H49V78L48 79H46L45 80V77L43 78ZM66 79V78H65ZM248 79V78H247ZM246 79V80H247ZM7 80V79H6ZM9 80V79H8ZM24 82H23V81ZM74 80H75V82H74ZM84 80H87V79H84ZM83 80V81H84ZM17 81V80H16ZM58 81V80H57ZM82 81V82H83ZM89 81H90V79H89ZM5 82V81H4ZM45 82H43V84L45 83ZM50 82V81H49ZM85 82H87V81H85ZM84 82V83H85ZM13 83V82H12ZM55 86L54 87H52V85L50 86V87H48L47 89H45L44 91H43V87H41L42 89H40V91L39 90H37V93L35 94V95H38V93H45V91H50V90H54V89H57L56 91H59V95L61 96V101H62V103H64V101L66 102V100H67V92H65L64 90H63V88H65L66 86H67V84L69 85V83H67V81L65 82V80H64V78H60V80L58 81V82H56L55 81ZM67 83V84H66ZM72 83V82H71ZM6 84V83H5ZM7 84H11V82H10V80H9V82L7 83ZM47 84V83H46ZM83 84V83H82ZM3 86H4V83H3ZM2 86V87H3ZM9 86V85H8ZM11 86H13V85H11ZM16 86V85H15ZM14 86V87H15ZM21 86V87H22ZM43 86V85H42ZM240 86V84L238 85L237 84V87H239ZM14 87H12L13 88V90H15V93H17L19 90V92H21L22 93V91H21V89H23V88H20L19 90H16V89H14ZM52 87V88H51ZM158 87V88H159ZM166 87H168V86H166ZM188 87H190V86H188ZM193 89H194V87L193 86H191ZM189 88V89H192V88ZM9 88V87H8ZM67 88V87H66ZM65 88V89H66ZM157 88V87H156ZM156 88H155V91H156ZM159 88V89H160ZM171 90L173 89V88H171V87H169ZM185 88V87H184ZM18 89V88H17ZM158 89V90H159ZM188 89V88H187ZM13 90H11L10 89V91H12V92H10V93H12L11 94V97H12V95H13V93H14V91ZM171 90H168V91H171ZM160 91V90H159ZM175 91V90H174ZM36 92V91H35ZM34 92V93H35ZM173 92V90L171 91V93ZM20 93V94H21ZM20 94H19V96H20ZM169 94V95H168ZM202 94V93H201ZM15 95V94H14ZM42 95V94H41ZM40 95V96H41ZM168 95V96H167ZM167 97V98H166ZM37 98V97H36ZM206 98H207V96H206ZM31 100V99H30ZM30 100H28V101H30ZM216 100V99H215ZM243 100V99H242ZM166 101V100H165ZM23 102V101H22ZM225 102V101H224ZM14 103V102H13ZM19 103V102H18ZM24 103V102H23ZM74 104H75V101H74ZM224 104V103H223ZM14 107H15V105L17 106V103L15 102L14 104ZM62 105H64V108H65V105H67V103L65 104H62ZM62 105H60V106H62ZM202 105V104H201ZM226 105V108L228 109L227 111H228V113L226 114L225 113V115L227 116L226 118H224V119H227V121L229 120L228 119V115H230L229 113H230V111H229V108L227 107V103L225 104ZM147 106V107H146ZM159 106H160V108H165L163 111H159ZM194 106V105H193ZM200 106V105H199ZM18 107V106H17ZM17 107H15V108H17ZM25 107H27V108H29V109H26V110H30V112H35L36 110H38L39 108H41V107H43V103H42V100H41V98H39L38 97V99H36L35 101H31V102H29V103H26L25 104ZM147 108V110H145L146 108ZM187 107H188V105H187ZM196 107V106H195ZM14 108V109H15ZM21 108V107H20ZM20 108L18 107V109L20 110ZM63 108V107H62ZM61 108V109H62ZM225 108V109H226ZM22 109H24L23 107L21 108V110ZM149 109V110H148ZM177 109V108H176ZM224 109V110H225ZM25 110V109H24ZM167 110V111H166ZM148 111V112H147ZM176 111V110H175ZM174 111V112H175ZM226 111V112H227ZM22 111H20V112H17L16 111V114H18V113H21ZM177 112V111H176ZM26 113V112H25ZM24 113V111H23V114H22V116H24L25 117V114ZM28 113V112H27ZM179 113V112H178ZM189 113H190V111H189ZM197 115H198V112H195ZM25 114V115H24ZM224 114V113H223ZM30 115V114H29ZM189 115V114H188ZM221 116H222V114H220ZM22 116H21V118H22ZM172 116H174V117H172ZM193 115H191V117H192ZM23 117V118H24ZM196 117V116H195ZM199 117V116H198ZM21 118H20V120H21ZM26 118V117H25ZM24 120V119H23ZM220 120V123H219V126L216 124L215 125V127H217L218 128V132H221L222 131V129H223V127H224V123L222 124L221 123V120L222 119H219ZM213 121V124H210L211 122ZM14 122V121H13ZM229 122V121H228ZM93 122H91L90 123V121L89 120H86L83 116H81V115H78V121H77V125H76V127L78 128V130H79V133H77L76 135H74V136H76V138L75 137H73V139H71V138H69V136L65 133H63L62 132V134L60 135V133H55V132H53V133H55V134H59V136H57V137H55L56 139H54V137L52 136V135H54L52 132V134L49 132V130H48V128H47V125L46 124H43L42 126H38L37 128H36V130L35 131H37L36 132V134H34L33 132H34V130H29V132H30V134H28V140H27V137L26 136H24L23 135V138H22V140H24V138H25V140L27 141V142H25V143H28L29 144V142H30V144H32V142L33 143H36V144H34V146H37L38 147V144H40V145H42V147H43V145H44V147H43V150H44V148H45V145L47 144V145H49L50 147H52L53 148V146H55V145H58L59 147H63L64 145L67 147V149H68V145H70V146H72L73 147V145H72V142H71V140L73 141L74 139V141H73V144L74 143H76L75 145H77V147H78V144L80 143H78V140L79 141H81L82 139H85L86 137H85V135L86 134H88V132H89V130H90V126L91 127H93V124H92ZM128 123V122H127ZM63 124V123H62ZM195 124V125H194ZM95 125V124H94ZM129 127H128V126ZM211 125V126H210ZM228 125H229V123H228ZM23 126V125H22ZM148 127V130H149V132L150 133H145V132H148V131H145V129ZM196 126V127H195ZM146 127V128H145ZM150 127V128H149ZM220 127V128H219ZM76 128V129H77ZM88 128H89V130H88ZM211 129V130H209V129ZM216 128V129H217ZM222 128V129H221ZM231 128V129H230ZM28 128H26V130H27ZM207 129L209 130L208 132H207ZM25 130V131H26ZM61 130L62 131H67V129H66V127L65 126H62V128H61ZM181 130V131H180ZM144 131V132H143ZM214 132H215V130H213ZM126 132V131H125ZM198 132V133H199ZM213 132V133H214ZM216 132H217V130H216ZM24 132H21V134H23ZM38 133V134H37ZM25 134H27L26 132H25ZM33 136H32V135ZM51 134V135H50ZM64 134V135H63ZM100 134H102L101 133V131H100ZM210 134V133H209ZM215 134H217V133H215ZM64 136V137H62V138H60V136ZM218 135V134H217ZM22 136V135H21ZM50 136H52V138L50 137ZM68 136V138H66ZM227 136V137H226ZM51 138V140L53 139V142L50 140V138ZM207 137H210V136H207ZM211 138V137H210ZM77 139V140H76ZM81 139V140H80ZM186 139V140H187ZM209 139V138H208ZM24 140V141H25ZM51 141V143H50V141ZM143 140H145L146 142H148V144H147V146H149V147H147V146H145L146 144H145V141H143ZM211 141H212V139H210ZM210 140H209V142H210ZM215 140V139H214ZM29 141V142H28ZM84 141V140H83ZM197 141L199 142L198 144H197ZM71 142V143H70ZM205 142V141H204ZM51 145H50V144ZM55 145H54V144ZM82 143V142H81ZM81 143L79 144V147H82L81 146ZM203 143V142H202ZM211 143H208L207 142V144H209V146H210V144ZM216 143V144H215ZM29 144V145H30ZM52 144H53V146H52ZM83 144V143H82ZM39 145V147H41ZM74 145V146H75ZM84 145V144H83ZM201 145V146H200ZM49 146H46V148H45V150L46 151H50L51 152V150H49ZM69 146V147H70ZM143 146H145L146 148H143ZM227 147V146H229V148L231 149V153H229V154H226V153H224L225 151L227 152V149L226 150H224L223 148L224 147ZM62 147H61V149H62ZM192 147V148H191ZM201 147H203V151H200L199 150V148H201ZM47 148H48V150H47ZM63 148H65V147H63ZM53 149H56V147H54ZM70 149V148H69ZM68 149V150H69ZM74 149V148H73ZM77 149V148H76ZM76 149H74V150H76ZM57 150V149H56ZM55 150V151H56ZM67 150V151H68ZM74 150H70L71 152L73 151V153L74 154H72V153H70V151H68L67 153L68 154H72L73 156H71L70 155V157H71V161H73L74 160V158L73 157H75V159L77 158L76 156L78 155V150H76V151H74ZM208 150V149H207ZM222 150H224V152L222 151ZM52 151H54V150H52ZM58 151L60 152L61 150H57L56 151V153H54V154H52V153H50V155L52 154V156H55V155H57V153H58ZM63 151L64 152H66V148H65V150L63 149ZM76 152V153H75ZM101 152V151H100ZM100 152H99V154H100ZM104 152V151H103ZM103 152H101V153H103ZM261 152V151H260ZM35 153V152H34ZM34 153H33V155H31V153H29L31 156H34ZM44 153V152H43ZM47 153V152H46ZM61 153V152H60ZM63 153V152H62ZM12 154V153H11ZM26 154V153H25ZM59 154V153H58ZM76 154V155H75ZM98 153H95V156L97 155ZM185 154H186V156H185ZM23 155V154H22ZM29 155V157H31ZM35 155H38V152H37V154L35 153ZM90 155V154H89ZM93 155V154H92ZM101 155H103V154H101ZM100 155V156H101ZM261 155L262 156H264V149H262V152H261ZM14 155H12V157H13ZM95 156H91L90 155V157H92V159L95 157ZM205 156H207V158L206 159H208L207 161H205L204 162V164L202 163V162H200V160L202 159V157H204L205 158ZM25 158V157H24ZM73 158V159H72ZM96 158V157H95ZM105 158V159H104ZM78 159V158H77ZM77 159L76 160H74V161H77ZM115 159V160H114ZM130 159H132V158H130ZM205 159V160H206ZM105 160V161H104ZM104 161V162H103ZM120 161H122V162H120ZM78 162V161H77ZM95 164H94V163ZM104 163V164H103ZM205 163H208V164H211L212 165V167H210V169H209V167H206L207 165H205ZM68 164V163H67ZM71 164H73V166L75 165V163H71ZM93 165H95L94 167H92ZM204 165H205V167L206 168H208V169H206L205 167H204ZM60 166V165H59ZM64 166V164L61 166V168ZM68 167H69V165H67ZM223 166H224V168H223ZM57 167V166H56ZM71 167V166H70ZM65 168V167H64ZM164 168H168V172L166 171V169H164ZM55 169V168H54ZM56 169H58V167L56 168ZM60 169V168H59ZM72 169V170H71ZM74 169H76L75 167H74ZM163 169V170H162ZM204 169H206V170H208V171H204ZM12 170H13V168H12ZM26 170H28V169H26ZM30 170V169H29ZM28 170V171H29ZM62 170L63 171H65L66 172V170H67V167H66V170L65 169H63L62 168ZM71 170V171H70ZM80 170V169H79ZM165 170V171H164ZM22 171V170H21ZM31 171V170H30ZM76 171V172H75ZM115 171V170H114ZM16 172V173H15ZM18 172L20 173V171L18 170ZM161 172H162V174L163 173H165V174H161ZM176 172V173H175ZM13 173H15V174H17V169H16V171H14ZM68 174V175H71V174ZM90 173V174H89ZM21 174V173H20ZM26 174V173H25ZM52 174H54V173H52ZM78 174V176H80ZM122 174H125L124 176L122 175ZM191 174V175H192ZM14 175V174H13ZM19 175V174H18ZM23 175V174H22ZM21 175V176H22ZM107 175V176H106ZM20 176V175H19ZM27 176V177H26ZM56 176V175H55ZM72 176V175H71ZM74 176H76V177H74V178H76V182H77V174H75ZM90 176V177H91ZM128 176H127V178H128ZM31 177V176H30ZM179 177V176H178ZM193 177H194V179H193ZM15 178V177H14ZM79 178V177H78ZM82 178L83 177H81V180H82ZM87 177H85V179H86ZM110 178L112 179L111 181H110ZM73 179V178H72ZM71 179V180H72ZM80 179V178H79ZM84 179V178H83ZM84 179V180H85ZM122 179V178H121ZM133 179L134 180H136V181H133ZM137 179H138V181H140V182H138L137 181ZM197 179V180H196ZM224 181H223V180ZM22 180H30V178L28 177V175L26 174V175H24V178L22 179ZM91 181H92V179H90ZM117 180V181H116ZM132 180V182H134L133 184H129L130 182L129 181H131ZM211 180H213V182L211 181ZM215 180H216V182H215ZM223 181V182H221V181ZM75 181V180H74ZM86 181H88V179L86 180ZM106 181V180H105ZM105 181L101 184L102 186L103 185H107L108 183H105ZM119 181H121V180H119ZM181 181V182H180ZM211 181V182H210ZM136 182H138L137 184H136ZM113 183H112V185H113ZM116 183V184H115ZM141 183V184H140ZM13 184H15V185H17V184H19L17 181H14V183ZM77 184V183H76ZM97 184V183H96ZM139 184V185H138ZM82 185V184H81ZM92 185H94V187H98L99 185H96L95 186V184H92ZM109 185V184H108ZM108 185H107V187H108ZM76 186V185H75ZM91 186V185H90ZM43 187H41V188H36V192H38V193H42V192H44V188ZM48 187V188H47ZM72 187H74V182H73V186ZM77 187H78V184H77ZM104 187H106V186H104ZM118 187V186H117ZM78 188H80V187H78ZM89 188V187H88ZM125 188V187H124ZM71 189H73V188H71ZM99 189H100V187H99ZM105 189V188H104ZM106 190H108L107 188H106ZM105 190V191H106ZM104 191V192H105ZM116 191H117V189H116ZM112 192H110V193H112ZM44 193V194H45ZM109 193V192H108ZM107 193V194H108ZM122 193V194H121ZM106 195V194H105ZM190 195H196L194 198L193 197H190ZM60 196H64V197H67V196H70V201L69 200H67V202L69 201L70 203H67V204H65V202L63 203L64 205H60V207H57L56 206V202L57 201H59L58 199L56 200L55 199V197H60ZM198 196V197H197ZM73 197V199H75V203H71V198ZM99 197V196H98ZM63 200V199H62ZM45 201V200H44ZM44 201H43V203H44ZM65 201V200H64ZM205 201V200H204ZM82 202V201H81ZM58 203H60V202H58ZM95 203V202H94ZM44 204H47L46 202L44 203ZM43 204V205H44ZM241 204V205H240ZM52 205H50V207H51ZM53 206V207H54ZM99 207H98V209H99ZM187 207V206H186ZM58 208V209H57ZM192 208V207H191ZM193 208H195V207H193ZM53 209V208H52ZM74 209V210H73ZM93 209H95V207L93 208ZM93 209L91 210V212H93ZM235 209V210H236ZM254 209V208H253ZM54 210V209H53ZM75 210H77V211H75ZM96 210V209H95ZM107 210V212H105ZM235 210H234V212H235ZM232 212H233V210H232ZM99 213V214H98ZM91 218V217H90ZM73 220V219H75L74 220V222H75V225H76V221H78V222H82V224H83V227H84V225H86L88 222H89V225L87 224L86 225V227L87 226H89V227H87L88 228V230H85V232L84 233H82V234H80L78 237L81 239H79L78 237H72L71 235H69V236H71V238H70V240L63 246L62 245V247L60 246V248H59V246L57 247V249H58V252H59V254H58V256H57V258L56 259H51L52 258V256H51V258H50V253L51 252H49V249H51V248H48V244L50 243V241L52 242V238H53V236H57V234L58 233H55V232H58V231H55L56 230V228H58V229H60V231H61V229H62V231H61V233L63 232V231H65L66 233H67V229H65L66 227H65V225H67V223H69L70 224V220ZM71 220V221H72ZM87 222V223H86ZM72 223V222H71ZM85 223V224H84ZM68 226V225H67ZM161 226V225H160ZM160 226H158V228L160 227ZM81 226H79V227H77V225H76V227L75 226H73V229L75 230H78V229H81L80 228ZM86 227H84V229L86 228ZM63 228L65 229V230H63ZM69 229H70V227H68ZM157 228V227H156ZM156 228H154L152 231H154V232H157V231H155V229ZM164 228V227H163ZM55 229V230H54ZM71 230H72V227H71ZM123 230H126L128 233H127V235L125 236V235H123ZM157 230V229H156ZM160 230V229H159ZM28 231V230H27ZM30 232H33L32 230H29ZM40 231V232H39ZM68 231H70V230H68ZM131 231H133L132 233L133 234H131L132 236H130V237H128L129 235V233L131 232ZM136 231H138L136 234H135V232ZM161 231V230H160ZM162 231H163V229H162ZM161 231V232H162ZM18 233V231H16V229H13L12 230V235L13 234H17ZM21 232V231H20ZM19 232V234H21ZM29 232V233H30ZM64 232V233H65ZM154 232H152V235H154L155 233ZM160 232V233H161ZM28 233V235H25L26 236V238L28 237V236H30V234ZM55 233V234H54ZM69 233V232H68ZM74 233H77V232H74ZM23 234H27V232H24ZM135 234V235H134ZM11 235V237H13ZM9 236V235H8ZM15 236V235H14ZM24 236V237H25ZM58 237V236H57ZM144 237V236H143ZM145 237H146V234H145ZM152 237H155V235L154 236H152ZM6 238V237H5ZM7 239H9V238H7ZM78 239H79V243H78ZM142 239V238H141ZM5 241H6V239H5ZM115 241H117V239H115ZM137 241V243L136 244H138L139 245V243H140V240H136ZM26 242V241H25ZM133 242V243H134ZM51 244V243H50ZM132 244V243H131ZM93 246V245H92ZM24 247H26V243H25V245H24ZM8 248H10V246H8ZM6 251H9V249L8 250H6ZM10 253V252H9ZM53 253V252H52ZM51 253V254H52ZM92 255H93V253H91ZM53 255H56V254H54L53 253ZM92 255H91V257H92ZM30 256V255H29ZM8 257V253L7 252H5L4 254H3V257H0V264H3V261H5V259ZM18 257V258H17ZM17 257H16V259H17V261H18V264H25L28 260H30V257H28V255H27V253H25L24 254V256H18L17 255ZM48 257L50 258V260H51V262H50V260L48 261ZM32 259V258H31ZM92 260V261H91Z\"/></svg>", "mask_w": 264, "mask_h": 264}]
</instances>
